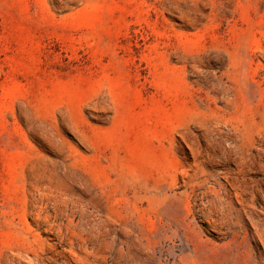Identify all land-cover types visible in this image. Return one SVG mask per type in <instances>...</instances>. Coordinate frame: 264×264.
I'll return each instance as SVG.
<instances>
[{
  "label": "rangeland",
  "instance_id": "374dc122",
  "mask_svg": "<svg viewBox=\"0 0 264 264\" xmlns=\"http://www.w3.org/2000/svg\"><path fill=\"white\" fill-rule=\"evenodd\" d=\"M0 264H264V0H0Z\"/></svg>",
  "mask_w": 264,
  "mask_h": 264
}]
</instances>
